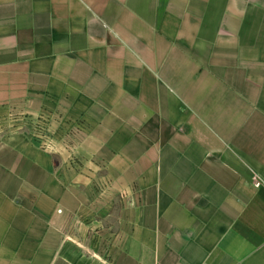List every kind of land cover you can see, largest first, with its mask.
Segmentation results:
<instances>
[{"label": "crops", "instance_id": "0c3cea01", "mask_svg": "<svg viewBox=\"0 0 264 264\" xmlns=\"http://www.w3.org/2000/svg\"><path fill=\"white\" fill-rule=\"evenodd\" d=\"M11 114L0 264H264V0H0Z\"/></svg>", "mask_w": 264, "mask_h": 264}, {"label": "rangeland", "instance_id": "374dc122", "mask_svg": "<svg viewBox=\"0 0 264 264\" xmlns=\"http://www.w3.org/2000/svg\"><path fill=\"white\" fill-rule=\"evenodd\" d=\"M58 121H60L59 118H54V122ZM30 122L32 128L30 130L31 139L42 148H49L55 150L57 146V140L59 137H61V134L58 129H53L54 132H50L48 127L46 126L47 121L44 117H39L37 118V120ZM26 123L27 119L19 118L17 115L11 114L9 117L2 121V124L0 123V128H2L3 131H10L17 127L25 129L27 126ZM1 132L2 131H0V134Z\"/></svg>", "mask_w": 264, "mask_h": 264}, {"label": "built area", "instance_id": "2783aa9c", "mask_svg": "<svg viewBox=\"0 0 264 264\" xmlns=\"http://www.w3.org/2000/svg\"><path fill=\"white\" fill-rule=\"evenodd\" d=\"M48 143H50V142H48ZM262 183H263L262 178L258 174H254V184L256 186H260V185H262Z\"/></svg>", "mask_w": 264, "mask_h": 264}]
</instances>
